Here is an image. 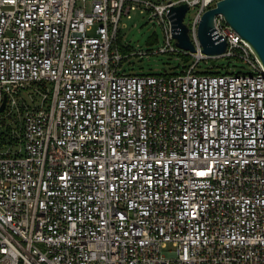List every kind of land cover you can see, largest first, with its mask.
<instances>
[{"label": "built area", "instance_id": "built-area-1", "mask_svg": "<svg viewBox=\"0 0 264 264\" xmlns=\"http://www.w3.org/2000/svg\"><path fill=\"white\" fill-rule=\"evenodd\" d=\"M218 1L0 0V264H264V68L220 14L226 50L201 52ZM135 10L156 49L121 38ZM160 53L189 62L123 67ZM221 58L249 70L204 73Z\"/></svg>", "mask_w": 264, "mask_h": 264}, {"label": "water", "instance_id": "water-1", "mask_svg": "<svg viewBox=\"0 0 264 264\" xmlns=\"http://www.w3.org/2000/svg\"><path fill=\"white\" fill-rule=\"evenodd\" d=\"M187 9L186 4L174 5L170 7L168 17L175 45L194 53V45L183 22ZM218 14L248 44L256 60L264 68V0H219L214 8L204 11L197 27V38L203 54L219 55L226 50V42L216 33L213 24V19ZM210 64L215 66L214 62ZM4 103L5 98L0 112Z\"/></svg>", "mask_w": 264, "mask_h": 264}, {"label": "rangeland", "instance_id": "rangeland-1", "mask_svg": "<svg viewBox=\"0 0 264 264\" xmlns=\"http://www.w3.org/2000/svg\"><path fill=\"white\" fill-rule=\"evenodd\" d=\"M192 13V10L188 11L186 17ZM130 16L129 19L121 20L119 28L121 38L126 43L139 50L156 49L164 43L162 29L155 23L149 22L145 14H140L138 10H135L130 13ZM182 61V56L177 53H160L142 58L132 56L125 61L123 67L127 73L156 74L161 71L172 70ZM215 65L212 67L213 69H218L219 66H229L230 71L240 69L241 72L245 73L249 70V66L237 58H221L215 62ZM199 68H204L203 61L199 63Z\"/></svg>", "mask_w": 264, "mask_h": 264}, {"label": "trees", "instance_id": "trees-1", "mask_svg": "<svg viewBox=\"0 0 264 264\" xmlns=\"http://www.w3.org/2000/svg\"><path fill=\"white\" fill-rule=\"evenodd\" d=\"M184 60H186V62H189V58H183ZM191 62V61H190ZM215 67V66H214ZM177 71V68H173L172 70L169 71H161L159 73H165V74H175ZM204 73H209V74H222L224 73L223 69H213L212 67L207 68Z\"/></svg>", "mask_w": 264, "mask_h": 264}]
</instances>
